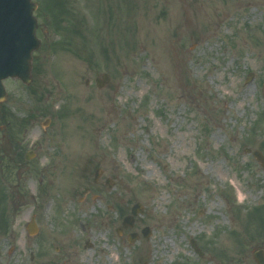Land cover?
Wrapping results in <instances>:
<instances>
[{
	"label": "rangeland",
	"instance_id": "374dc122",
	"mask_svg": "<svg viewBox=\"0 0 264 264\" xmlns=\"http://www.w3.org/2000/svg\"><path fill=\"white\" fill-rule=\"evenodd\" d=\"M33 1L32 79L0 103V264H255L264 0Z\"/></svg>",
	"mask_w": 264,
	"mask_h": 264
},
{
	"label": "water",
	"instance_id": "95a60500",
	"mask_svg": "<svg viewBox=\"0 0 264 264\" xmlns=\"http://www.w3.org/2000/svg\"><path fill=\"white\" fill-rule=\"evenodd\" d=\"M35 4L31 0H0V102L6 98V91L2 81L8 77L17 78L24 84L31 80V53L39 46L35 36L36 19L32 16ZM109 81L108 74L104 73L101 79L97 78L98 86ZM253 155L263 164L259 151ZM141 211L140 204L132 207L131 215L123 220L124 226L133 224V215ZM118 231L120 229H117ZM148 229L143 233L147 237ZM137 235L132 233L129 241L133 242ZM257 264H264V253L257 250L253 253Z\"/></svg>",
	"mask_w": 264,
	"mask_h": 264
},
{
	"label": "bare ground",
	"instance_id": "6f19581e",
	"mask_svg": "<svg viewBox=\"0 0 264 264\" xmlns=\"http://www.w3.org/2000/svg\"><path fill=\"white\" fill-rule=\"evenodd\" d=\"M169 40L166 39V37H162L159 41V46H162L164 44H166ZM107 120H108V117H107ZM83 143V141H80V140H77V139H74V140H71L70 141V145L73 149H76V148H79L78 150H80V147L81 144ZM154 171L153 170H150V174H152Z\"/></svg>",
	"mask_w": 264,
	"mask_h": 264
}]
</instances>
